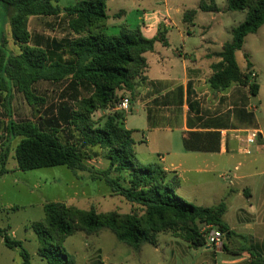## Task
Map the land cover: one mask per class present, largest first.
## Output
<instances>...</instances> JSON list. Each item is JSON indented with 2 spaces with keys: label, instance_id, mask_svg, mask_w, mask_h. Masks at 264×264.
<instances>
[{
  "label": "trees",
  "instance_id": "16d2710c",
  "mask_svg": "<svg viewBox=\"0 0 264 264\" xmlns=\"http://www.w3.org/2000/svg\"><path fill=\"white\" fill-rule=\"evenodd\" d=\"M107 1L77 0L74 6L61 8L59 0H0L7 11L13 12L11 37L19 47L17 54L0 52V94L5 92L3 99L11 101L15 90L32 107L30 118L19 116L14 120L10 114L7 124L0 121V141L5 134L7 143L0 145V177L9 172L8 144L17 138L14 159L22 171L57 166L82 171L85 161L98 158L101 151L109 161L101 179L112 194L142 210V215L98 213L94 208L83 210L61 202L47 203L45 218L32 224L39 242L38 255L47 264H75L63 250L66 239L75 232L94 235L107 229L135 251L145 244L157 247L161 233L183 236L193 248L205 247L207 242L201 232L204 225L217 227L227 239L237 235L223 220L225 203L213 207L189 204L176 193L181 186L176 172H168L157 163L143 165L138 161L134 131L125 128L127 114L118 106L129 100L123 93L133 94L136 80L146 73L145 54L153 52L157 42L168 44L166 30L160 29L152 39L144 37L140 29L122 28L116 35H108ZM227 9L246 12V18L232 30V41L214 54L220 61L211 66L209 84L216 91H225L233 84L249 87L256 96L260 86L255 81L253 64L247 58L243 71L236 52L243 48L248 35L264 25V0H227ZM199 10L218 11L214 0H202ZM61 13L75 38L53 40L44 48L31 45L29 18ZM196 15V10L186 11L183 21L193 24ZM41 81L65 85L55 102L48 104L46 95H37L35 87ZM100 110L108 113L95 119ZM193 136H204L207 141L189 140L188 149L219 151L210 145L212 139L220 138L218 133ZM112 173H128L127 184L112 178ZM0 238L5 247L20 250L23 264H31L22 241L11 238L7 229L1 227ZM239 251L247 253L252 264H264V256L253 245Z\"/></svg>",
  "mask_w": 264,
  "mask_h": 264
},
{
  "label": "crops",
  "instance_id": "0c3cea01",
  "mask_svg": "<svg viewBox=\"0 0 264 264\" xmlns=\"http://www.w3.org/2000/svg\"><path fill=\"white\" fill-rule=\"evenodd\" d=\"M123 1H107L108 21L105 32L114 35L122 28L140 29L144 37L152 39L157 36L160 29H165L168 42L166 46L157 42L154 51L145 54L148 64L146 73L136 80L137 86L133 94L123 93V96L129 99L128 110L124 111L127 114L124 126L134 131V136L138 131L137 126L131 125V118L137 116L144 118L145 124L141 128L147 130L148 135L147 137L142 135L138 143L146 146L151 155L158 154L161 166L166 171L178 174L181 180V186L177 189L178 195L186 199L184 192L188 187L195 186V179L210 173V169L213 171L218 165L215 157L232 155L235 151H239V145L245 138L246 131L260 132L259 146L255 153L264 151V127L257 116L263 109L260 98L262 87L259 85L256 96L251 94L249 87L236 84L225 91H216L211 88L209 84L213 74L211 66L220 61L214 54L220 52L226 42L218 44L205 38L204 27L199 33L200 40L193 39L196 35L194 30L196 24L194 22L187 24L183 21L184 13L189 11L183 5L187 3L186 0H181L184 3L175 10V20L172 17L174 15L169 13L171 8L168 7L167 0L162 2L165 6L164 11L160 9L133 10V8L127 10L123 8ZM74 5H64L61 8ZM127 6L130 7V5ZM5 11L3 19H0V52L7 55L17 54L19 47L11 37L10 19L13 12L6 9ZM198 11L201 10L198 8ZM132 13H136V18L130 19ZM197 13L199 15V12ZM28 28L31 34L30 44L38 47L44 48L45 44H50L53 40L75 38L63 13L55 17L32 16L29 18ZM171 28H175L176 32L170 30ZM175 37L179 38L177 44L180 49L175 47ZM64 58L68 59L69 55H64ZM59 84L41 81L35 87L37 95L45 96L50 88L57 93L55 87L61 92L65 85L59 87ZM12 94L11 101L3 99L5 92L0 94V121L3 124H7L11 116L14 120L19 118L16 111L22 102L19 99L20 94L15 90ZM253 99L256 100L254 104ZM16 100L19 101L18 105ZM24 105L26 112L32 109L26 102ZM208 132H216L220 135L219 139L215 137L210 142L211 147H217L219 151L206 152L187 148L189 140L193 143L207 141L204 136H193L194 133ZM14 143L16 147L19 138L9 144L14 145ZM1 144H7L5 134L0 141ZM135 146H137L136 140ZM191 153L196 154L192 156ZM195 157L200 161L193 166L190 162ZM14 168L17 169V166ZM253 174L256 176L254 177ZM261 175L264 176V172L241 176L246 183L241 188L231 189V192L245 197L248 203L247 206L239 209L238 223L236 222L233 226L227 223L230 230H234L237 235L230 239L225 237L226 248L221 251H215L208 244L199 248L196 264H252L249 255L239 251L241 248L252 245L260 255L264 256V178H260ZM246 179H251V182ZM158 247L159 240L158 246L154 248L158 249ZM170 252L173 253L171 249Z\"/></svg>",
  "mask_w": 264,
  "mask_h": 264
},
{
  "label": "rangeland",
  "instance_id": "374dc122",
  "mask_svg": "<svg viewBox=\"0 0 264 264\" xmlns=\"http://www.w3.org/2000/svg\"><path fill=\"white\" fill-rule=\"evenodd\" d=\"M167 0L169 12L175 14L177 7L185 5L188 10L195 9L199 12L194 23L196 24V35L193 39L199 41V33L202 28L206 30L205 38L217 42H231L233 39L232 30L242 24L246 18V12H233L227 9V0H214L218 11L213 13H202L198 11L202 0ZM77 0H59L58 5H74ZM163 0H124L123 8L145 9L164 11ZM209 2V1H207ZM210 4V3H209ZM127 5H130L128 7ZM6 14L4 4L0 2V19ZM132 13L130 19L136 18ZM198 14V13H197ZM174 20L176 15L172 16ZM1 25V21H0ZM170 30L176 32L175 28ZM107 33V32H106ZM111 33V32H110ZM109 35V33H107ZM116 35V34H114ZM175 47L178 37L174 38ZM247 58L254 66L257 75L255 81L262 87L260 94L263 109L257 114L264 127V25L255 34L248 35L243 48L236 52V60L239 67L245 71ZM59 84V87H63ZM46 93L48 104L55 102L60 91L55 87ZM57 94V95H56ZM21 104L16 115L31 117V110L24 109V99L20 94ZM253 104L256 100L253 99ZM16 104L19 101L16 100ZM105 110L95 113L94 118L98 119ZM143 117L131 118V125L137 126L133 136L136 140L135 153L138 161L143 165L157 163L161 165L158 154L151 155L149 149L140 145L138 141L142 135L147 137V130H142ZM14 145H8L7 168L10 173L0 178V227L7 229L11 238L23 242L24 248L29 252L31 264H47L39 255V242L37 235L32 229L34 222L42 221L45 218L44 205L50 202H61L68 206H75L83 210L94 208L98 213L116 211L121 214L135 212L142 215V210L127 202L121 196L111 193L110 188L101 179V173L109 168L108 159L104 158L102 152L99 157L85 161V170L72 171L65 166L49 167L22 171L18 169L14 160ZM151 151V150H150ZM195 156L196 153H191ZM217 166L210 173L198 176L194 187H188L184 195L189 204L212 207L224 201L228 210L223 215V220L233 226L239 217V209L247 206L246 198L238 193L231 192L232 188H241L245 180L241 176L250 175L255 172H264V151L251 155L235 151L232 155L215 157ZM200 159L192 158L191 165L195 166ZM17 166V169L14 168ZM254 175V174H253ZM252 175V176H253ZM110 176L122 184H127L128 173H112ZM256 175H254L255 177ZM240 177V178H239ZM260 178H264L261 175ZM251 182V179H246ZM179 194L178 191H176ZM238 223V222H237ZM238 225V224H236ZM159 247L155 249L151 245H143L139 251L117 240L115 235L103 229L98 234L87 235L83 232H75L69 236L63 244V250L71 255L75 264H196L197 250L185 241L183 236L176 237L171 233H161L158 237ZM170 249L173 253L170 252ZM214 250V249H213ZM210 259V258H209ZM0 264H23L20 250L5 247L0 238Z\"/></svg>",
  "mask_w": 264,
  "mask_h": 264
},
{
  "label": "built area",
  "instance_id": "2783aa9c",
  "mask_svg": "<svg viewBox=\"0 0 264 264\" xmlns=\"http://www.w3.org/2000/svg\"><path fill=\"white\" fill-rule=\"evenodd\" d=\"M129 100H123L118 110L127 111ZM260 132L258 130L246 131V136L239 145V152L251 155L256 152L259 146ZM264 148V147H263ZM207 244L215 251H221L224 247L225 235L215 226L204 225L201 230Z\"/></svg>",
  "mask_w": 264,
  "mask_h": 264
}]
</instances>
